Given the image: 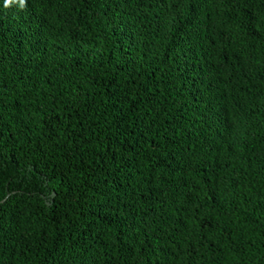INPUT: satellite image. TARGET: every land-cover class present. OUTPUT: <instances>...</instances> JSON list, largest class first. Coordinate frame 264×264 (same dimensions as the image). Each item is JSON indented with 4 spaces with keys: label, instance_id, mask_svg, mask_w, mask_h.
I'll list each match as a JSON object with an SVG mask.
<instances>
[{
    "label": "trees",
    "instance_id": "16d2710c",
    "mask_svg": "<svg viewBox=\"0 0 264 264\" xmlns=\"http://www.w3.org/2000/svg\"><path fill=\"white\" fill-rule=\"evenodd\" d=\"M204 1L0 0V264H264V0Z\"/></svg>",
    "mask_w": 264,
    "mask_h": 264
},
{
    "label": "clouds",
    "instance_id": "9594fccd",
    "mask_svg": "<svg viewBox=\"0 0 264 264\" xmlns=\"http://www.w3.org/2000/svg\"><path fill=\"white\" fill-rule=\"evenodd\" d=\"M13 3H16V4H18V6L21 8V9H24L25 7H26V5H27V0H6V3H5V7H11L12 5H13ZM197 3H198V5H197ZM194 4H196L197 6H196V8L194 9V11H192L191 12V14L194 16V18H196L197 19V15H198V13L201 11V8H202V5L203 4H205V1L204 0H189V4L187 5V7H185V10L188 12V7L190 6V5H194ZM207 19V16L203 19V20H206ZM189 20L191 21V25H192V27L193 28H198V27H200V21H198V20H195V19H191V18H189ZM184 25H186L187 23H185V22H182ZM191 27V26H190ZM191 27V28H192ZM194 31V30H193ZM198 33H201V31L200 30H198V31H194V34L196 35V34H198ZM195 38V37H194ZM196 39V38H195ZM215 39H217V38H215ZM197 40V39H196ZM207 61V63H213V60H212V58H210V59H206ZM203 61H205V59L203 60ZM202 61V62H203ZM205 62V63H206ZM208 65V64H207Z\"/></svg>",
    "mask_w": 264,
    "mask_h": 264
}]
</instances>
